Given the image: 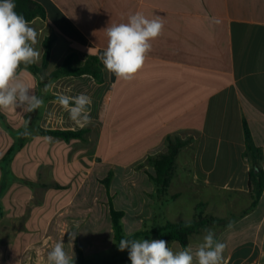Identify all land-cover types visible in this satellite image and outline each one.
I'll return each instance as SVG.
<instances>
[{
  "label": "crops",
  "instance_id": "0c3cea01",
  "mask_svg": "<svg viewBox=\"0 0 264 264\" xmlns=\"http://www.w3.org/2000/svg\"><path fill=\"white\" fill-rule=\"evenodd\" d=\"M33 1L45 11L44 20L29 22L38 33L34 64H42L46 38L51 54L44 84L18 69L43 105L31 113L0 110V264H47V253L62 240L75 263L76 243L89 264L118 259L109 200L123 213L127 236L216 218L225 223L190 237L193 251L211 228L226 245L222 264H264V189L247 211L251 164L245 155L247 130L264 176V0ZM135 12L159 16L163 31L138 73L117 80L98 59L107 46L104 29ZM67 56L73 67L95 59L103 79L50 78ZM81 93L92 98L86 127L57 103L59 94ZM26 122L30 135L23 136ZM85 129L83 139L69 141L39 131ZM175 138L188 143L158 199L148 176L154 169L139 166L166 153L167 140ZM109 172L105 189L100 181ZM77 230L72 249L66 232Z\"/></svg>",
  "mask_w": 264,
  "mask_h": 264
},
{
  "label": "clouds",
  "instance_id": "9594fccd",
  "mask_svg": "<svg viewBox=\"0 0 264 264\" xmlns=\"http://www.w3.org/2000/svg\"><path fill=\"white\" fill-rule=\"evenodd\" d=\"M15 8L14 0H0V110L18 108L31 113L44 101L33 94L30 86L20 78L18 69L21 65L26 68L38 62L40 52L35 48L38 33ZM163 27L159 16L148 18L141 12L130 14L126 22L109 24L104 29L107 46L98 59L117 80H130L143 67L152 48L151 41L161 35ZM57 103L77 126L86 127L92 123L90 96L84 93L76 96L59 94ZM21 135H30L27 122ZM46 139L51 140L50 137ZM232 226L229 222L228 227ZM66 233L73 249V242L80 232ZM225 247L211 228L205 229L203 240L195 251L190 245L174 250L163 239L126 236L118 243L119 251L127 250L131 264H222ZM47 264H75V254L69 255L62 240L47 253Z\"/></svg>",
  "mask_w": 264,
  "mask_h": 264
},
{
  "label": "trees",
  "instance_id": "16d2710c",
  "mask_svg": "<svg viewBox=\"0 0 264 264\" xmlns=\"http://www.w3.org/2000/svg\"><path fill=\"white\" fill-rule=\"evenodd\" d=\"M16 5L15 11L19 14H22L28 22L33 21L36 18L45 19V11L41 5L33 0H14ZM51 41L52 39L46 38L43 41V56H42V64L41 66H36L35 64L28 65L26 67L33 75L37 76L39 82L44 84V75L42 70L45 69L48 64L50 54H51ZM23 66V65H21ZM25 68V66H23ZM102 68L96 64V60L92 59L82 67H73L70 56H67L61 66L53 72L49 77L57 78L65 75H91L95 80L100 81L103 78L99 76ZM47 79V78H46ZM43 134L51 135L57 138H61L65 141H69L72 139H83L84 135L88 132V130H80V131H44L39 130ZM245 142H246V150L245 155L248 158L251 168L248 174V187L251 195V205L247 211L251 210L256 206L261 196V193L264 189V176L263 172L260 168V160L261 154L260 150L255 148V146L251 142V138L247 130H245ZM188 140H180V139H168L167 140V151L164 154H160L157 156L148 157L143 164L139 166L142 168L143 166H150L154 169L155 175L152 176L148 174L150 180L154 183L155 186V197L160 199L164 196L167 186L170 180L174 176V166H175V157L179 150L187 145ZM113 173L109 172L107 177L100 181V183L108 189L109 183L111 181ZM109 213L111 218L112 230H113V240L114 244L118 245L119 241L122 238H125V235L121 223V219L123 217V213L121 211H117L113 208L112 204L109 200ZM246 211V212H247ZM245 213V212H244ZM224 220L210 218L203 219L199 218L197 220L191 222H178V223H166L164 226L159 228H145L143 230L137 231L128 236V238L135 239H163L168 243H178L181 248L187 247L189 244L190 237L198 232L202 227L209 225H223ZM76 252L78 255L77 261L75 264H89L90 261L86 260L83 256V252L79 245L76 243ZM127 260L129 264L131 261L128 258L127 252ZM119 261L116 258L113 260H104L102 264H112L113 262Z\"/></svg>",
  "mask_w": 264,
  "mask_h": 264
},
{
  "label": "rangeland",
  "instance_id": "374dc122",
  "mask_svg": "<svg viewBox=\"0 0 264 264\" xmlns=\"http://www.w3.org/2000/svg\"><path fill=\"white\" fill-rule=\"evenodd\" d=\"M117 254H118V262H113L112 264H129L128 260L125 259L124 257H127V250L121 252L118 250V245H115Z\"/></svg>",
  "mask_w": 264,
  "mask_h": 264
}]
</instances>
